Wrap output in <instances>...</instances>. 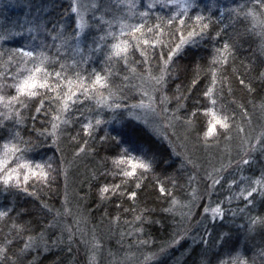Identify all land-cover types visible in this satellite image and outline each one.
<instances>
[{
    "label": "snow or ice",
    "instance_id": "snow-or-ice-1",
    "mask_svg": "<svg viewBox=\"0 0 264 264\" xmlns=\"http://www.w3.org/2000/svg\"><path fill=\"white\" fill-rule=\"evenodd\" d=\"M49 3L52 8L59 7L55 0H49ZM27 7L31 8V4ZM121 7L127 8L132 15L119 19L113 17L109 20L96 15L100 10L99 3L70 0L65 11L61 13V20L71 14L74 17L71 25L66 27L63 23L53 22L49 27L47 21L33 16L27 21L31 26L26 29V43L7 52L0 51V194L32 197L35 192L30 191V188H34L35 184L49 186L56 176L65 172V160L55 162L51 157L47 160H37L32 153L37 145L46 143L49 138L56 144L60 133L66 130L62 125L78 123L84 137L98 140L100 150L109 153L101 159L100 167L93 177L104 181L99 187L101 202L111 201L109 193L111 196H116L117 193L127 195L130 200L136 201V190L142 189L145 179L156 169L157 153L150 144L137 140L134 129L122 131L117 135L105 132L103 136H94V130H103L104 125L118 124L122 129H126L128 123L135 121L156 136L163 130V139L169 142L172 151L177 155L180 154L172 146L168 129H171V135L177 138L178 130L182 131L185 141L194 137L196 144L202 142L205 148H209L212 141L219 145L221 139L231 144L234 139L232 133L235 131L240 137L237 156L230 158L227 168L223 164L219 168L213 165L210 171L205 170L202 177L204 181H211L205 183L204 192L211 195L209 190L223 189L227 184L228 193L225 199L218 201L214 207L211 204L203 205L204 219H209V210L213 225L217 220L223 224L228 219L229 212L235 217L237 211L225 208V200L228 205H231L233 200L237 202V206L242 203L243 207H238L240 214L250 213L256 207L258 199L264 203V162H261V158H264V123L260 124L258 133L249 135L242 124H236L234 115L206 111L205 115H211L212 119L201 137L202 129L197 125L198 111H189L180 103L182 99H189L190 96L175 97L177 107L169 113L172 99L168 97L167 92L174 66L191 48L204 43L212 44L214 52L208 61V69L213 86L219 80L221 91L223 71L220 70L239 51V45L245 42V37L251 39L254 35L258 36L260 51L264 53V31L254 33L252 29L245 27L243 34L237 32L233 37L228 33L227 25L216 31L212 19L216 9L219 11L218 22H222V18L227 14L242 24L251 19L253 29L257 23L264 27V0H247L246 3L228 9L219 8L217 0H211L207 6V16L203 14L204 9L201 8L199 0H150L143 5L144 10H140L141 5L137 4L136 0H125ZM160 9L166 11L159 14ZM39 11L40 9H37V12ZM94 24L97 27L94 28ZM24 36L23 24L19 26V30L4 28L0 34V42ZM225 36L228 37L227 40H224ZM222 40V46H217ZM94 57L101 60L102 67L93 66ZM259 62L264 66V60ZM199 70H202V65L197 64V73ZM176 71H179L178 66ZM250 71L256 72L259 87L264 88V68L256 69L253 66ZM239 82L246 86L249 94L257 91V85L252 81L246 83L245 79L240 78ZM197 83L193 78L189 91L194 89ZM179 89L180 85H177V90ZM215 95L214 87H209L204 92V97L213 109L219 102L214 98ZM137 96V103H128L129 99L135 100ZM91 101H95L94 106L89 103ZM85 106L87 113L82 111ZM197 106L207 109V105L199 99L193 108ZM253 108H258L261 118H264V98L259 105L253 103ZM74 111L79 115L70 119ZM25 112L28 113L27 116ZM107 113L111 115L105 119ZM41 114L43 122L40 130H37L35 121ZM29 119L33 121L31 131L27 126ZM241 119L246 120L248 126L252 125V117L248 111L242 112ZM25 133L29 136L34 133L35 143L32 139H25ZM77 135L79 136V133ZM41 136L45 137L44 141L40 140ZM81 139L83 146L77 142L78 151L73 154L74 157L78 158L88 152L99 155L95 144L90 145L88 139ZM57 151H60L58 146ZM67 163L70 164L71 161ZM183 163L196 167L190 156ZM257 164L259 175H243L245 169L254 168ZM233 170L239 173V176L233 175L229 181L226 174ZM109 176L113 178L111 185L107 182ZM117 178L120 179L119 184L115 183ZM195 179L194 176L189 177V187ZM157 182L160 197L169 203V207L163 209L165 213L174 214L178 208H189L190 212V204L198 196L203 200L204 193L193 189L188 194L189 203L181 204L174 191H169L163 182ZM133 183L136 190L130 187ZM125 187H128L127 192H122ZM173 187H176L175 182ZM15 211L14 207L0 211V219L12 221L9 234L0 243V264H36L34 258H29L33 251L37 254L40 252L42 242L44 247H47L44 233L50 228L60 227L59 222L54 218L41 229L40 234H35L30 224L21 222L20 219L12 220L11 213ZM68 211L65 209L64 214ZM21 216V213H17L18 218ZM184 218L190 217L184 215ZM135 220L137 223L129 224L131 231L121 233V239L132 237L138 245L145 246L148 241L140 238L144 235V225L159 221H145L143 215L137 216ZM115 222L119 223V217L115 218ZM241 227L246 228L248 233H254L257 227L264 229V215L249 216L248 223ZM63 231L69 233L70 245L74 240L71 229L65 228ZM204 233L206 235H202L199 241L204 246L199 264H256V258L264 264V242L255 256L249 259L238 253L233 245L234 236L231 229L217 233L214 229L210 231L206 226ZM176 235L179 238L172 239L173 245L179 244L184 238L179 236V233ZM81 243L90 244L93 250L88 264H98L95 252L102 249V241L93 235L91 241L82 240ZM213 249L216 251L213 252ZM165 250V247L160 248L161 253ZM225 250L227 258L224 256Z\"/></svg>",
    "mask_w": 264,
    "mask_h": 264
},
{
    "label": "trees",
    "instance_id": "trees-1",
    "mask_svg": "<svg viewBox=\"0 0 264 264\" xmlns=\"http://www.w3.org/2000/svg\"><path fill=\"white\" fill-rule=\"evenodd\" d=\"M69 2L70 0H55V3L59 7L52 8L49 0H0V34H2L4 28L19 30L21 24L24 25L25 31L24 37H12L6 42H0V51L7 52L14 47L26 43L28 39L26 29L31 26L27 21L31 20L33 16H38L41 20L47 21L49 27L52 26L53 22H57L58 24L63 23L66 27L71 25L74 19L71 14L61 20V13L65 11ZM124 2L125 0H95V3L100 4V10L96 12V15L103 16L109 20L113 17L119 19L125 15L130 17L132 13L127 8L121 7ZM148 2L150 0H136V3L141 5L140 10H144L143 5H146ZM210 2L211 0H199L201 8L204 9L203 14L205 16L209 15L207 6ZM246 2L247 0H217L218 7L224 9L234 8L238 4ZM28 4H31V8L27 7ZM37 9H40V11L37 12ZM158 11L159 14H163L166 10L160 9ZM214 12L215 15H213L212 19L215 22L216 31L224 28L226 25L228 26V33L233 35V37H235L237 32L243 34L245 27L252 29L254 33L264 31V27L260 23H257L253 29L251 19L246 24H242L240 21L228 17L227 14L222 18V22H218L219 11L214 9ZM93 27L95 28L97 25L94 24ZM102 34L97 33V35ZM213 34L215 35V32ZM227 39L228 37L225 36L224 40ZM223 42L222 40L220 45L217 46H222ZM259 45L260 38L258 36L254 35L251 39L245 37V42L239 45V51L236 52L235 56L227 64L222 66L220 71H223V91H221L222 85L219 80L213 86L211 82L212 77L209 74L208 61L214 52L212 44L204 43L199 47L189 49L187 54L177 61V65L173 68V76L168 82L167 95L172 99L169 113L177 107L175 97L190 96L189 99H182L180 103L185 105L189 111H198L197 125L202 129L200 133L201 137L203 136V131L207 130V124L212 119L211 115H205L206 111H215L220 115L224 113L230 116L234 115L236 124H242L246 128L247 133L253 135L258 130L261 119V114L258 108H253V103L259 105L262 98H264V88L259 87V81L256 80V72L250 71L253 66L256 69L264 68L259 62L260 60H264V53L260 51ZM77 58L79 57L77 56ZM93 60V66L97 68L102 67V62L98 57H94ZM197 64L202 65V70H199L198 73L196 71ZM177 66L179 68L178 72L176 71ZM193 78L198 83L194 89L189 91ZM240 78L245 79L246 83L248 81L255 83L257 85V91L254 94H249L246 86L240 84ZM136 82L139 83V81ZM177 85H180L179 91L177 90ZM209 87H214L216 94L214 98H217L219 101L214 109L204 97V92ZM229 88L231 91H229ZM138 99V96L135 100L129 99L128 103H137ZM198 99L207 105V109L201 106L193 108V105ZM233 101L235 103H232ZM89 103L93 106L95 105V101ZM241 105L244 107H241ZM245 110L252 117L251 126H248L246 120L242 121L241 119L242 112ZM82 111L87 113V106ZM32 112H35L34 108ZM25 115L27 116L28 113L25 112ZM78 115L79 113L74 111V115L70 119H75ZM110 115L111 113H107L104 118L107 119ZM125 116H127V113H125ZM42 122L43 118L41 114L35 121L37 130H40ZM27 126L29 131H31L33 128V121L31 119L28 120ZM62 127L66 128V130L60 133L56 144H53L52 139L49 138L46 143L37 145L32 155L37 160L41 158L47 160L50 157L55 162L65 160V172L56 176V179L49 186H43L39 183L35 184L34 188H30V191L35 192V195L32 197L0 194V211L14 207L16 211L11 213L12 220L20 219L21 222L30 224L31 228L35 230V234H40L41 229L45 228L54 218L56 219V215L64 199L70 195L80 204L83 215L89 224L93 226H104L105 224L116 225L115 218L119 217V223L117 225L128 227L130 223H137L135 220L137 216L143 215L145 221H159L158 223H146L144 225V233L153 237L156 235L157 229L167 224L168 213H165L163 209L169 207V203L160 197L159 183L157 181L159 180L166 184L169 191L175 192L176 199L182 202L188 198V194L193 190L194 181L191 187H189V177L196 176L194 167L191 164L183 163L187 157L190 156L195 163L198 162L199 158L211 161L214 156L216 157L220 154L221 150H229L232 156L231 158H233L237 156V151L240 148V137L236 135L235 131L232 133L234 139L231 144L221 139L219 145L215 141H212L211 146L205 148L202 142L196 144L194 137L192 140L185 141L182 131L178 130L179 138L172 136L168 132L171 137L172 146L180 154L177 155L172 151L169 142L161 137V134L159 136L153 135L135 121L128 123L126 129H122L118 124L104 125L102 126L103 130H94V136H103L105 132H109L111 135H117V133L122 131L134 129L137 140L150 144L157 153L158 163L155 171L145 179L142 189L136 190L134 183L130 185L132 190L138 191L136 201L130 200L127 195L117 193L116 196H111V193H109L108 195L111 197V201L106 200L101 202L99 198V187L103 185L104 181L93 177L96 176V170L100 167L101 159L108 156L109 153L100 150L98 140L84 137L80 124L62 125ZM48 128L50 131V124ZM78 133L79 136L77 135ZM73 137H76V139H73ZM81 137L88 139L90 145L95 144L99 155H93L91 152H88L87 154H81L78 158L74 157L73 154L78 151L77 142L79 141L80 145L83 146ZM24 138L32 139L33 143H35L34 133L31 136L25 133ZM40 140L44 141L45 137L41 136ZM57 146L60 149L59 152L57 151ZM230 154L226 153V157H229ZM67 161H71V163L69 164ZM261 162H264V158H261ZM259 170V165L257 164L254 168L245 169L243 175H259ZM107 182L111 185L113 178L111 176L107 177ZM173 182L176 183L175 188L173 187ZM115 183L119 184L120 179L117 178ZM127 190L128 187H125L121 191L127 192ZM117 205L121 206L117 207ZM17 213H21L22 216L18 218ZM257 214L264 215V203H261L259 199L257 200L256 207L250 213H238L236 215L237 219L232 220V218H228L234 222H229L227 219L223 224L217 223L208 228L210 231L214 229L217 233L222 230L231 229L234 236L233 245L237 248L238 253L251 259L257 253L261 243L264 242V229L257 227L254 233H248L247 229L241 226L248 223L249 216H256ZM11 222L0 219V243L9 234ZM50 230L51 228L44 233L48 249L42 251L44 249L42 248L38 254L33 251L29 259L34 258L36 264H74L73 260H76V258L74 257L72 259L69 253L63 248H52L53 244L50 245L52 241H50L48 236ZM9 238H12V236H9ZM41 244L44 247V242ZM203 248L204 246L200 243L192 246L189 245L188 247L186 242H184L181 244V251L178 252V255H175L173 261H170V258H168L161 261L157 260L150 264H199ZM212 251L215 252L216 249ZM209 254L211 255V253ZM224 256L227 258V250H225ZM256 264H261L259 258H256Z\"/></svg>",
    "mask_w": 264,
    "mask_h": 264
},
{
    "label": "rangeland",
    "instance_id": "rangeland-1",
    "mask_svg": "<svg viewBox=\"0 0 264 264\" xmlns=\"http://www.w3.org/2000/svg\"><path fill=\"white\" fill-rule=\"evenodd\" d=\"M83 2L90 4L95 3V0H83ZM261 123H264L263 118L260 119L259 124ZM259 128L253 135L260 131ZM168 132L171 134V129H168ZM160 134L162 138L165 135L163 130L160 131ZM226 153L230 154L229 150H221L220 154L216 157L214 156L211 161L199 158L201 156L198 157L199 159L198 162H196V167L193 168L194 173H196V176H194L196 179L193 183V189H197L199 192L204 193L203 200L198 196L197 199L190 204V212L189 208H178L174 214L168 213L167 224L157 229L156 235L150 237L149 234L144 233V235L140 236L141 239L148 241L147 245H138L132 237L126 236L123 240L121 239V233L132 230L129 226H118L117 224L93 226L89 224L83 215L80 204L70 195L64 199L59 209L58 213L61 215H56V220L59 222L60 227L51 228L48 235L50 241H52L50 245L53 244L52 248H63L69 253L72 259L75 257L76 260H73L74 264H88L89 257L93 254V250L90 244H84L81 243V241H91L93 235L102 241V249L95 252L98 264H150L157 260L161 261L168 258H170V261H173L175 255H178V252L181 251V244L186 242V245L189 247V245L192 246L199 243L201 236L205 235L204 228L206 226H213L210 210L207 213L209 219H204L205 209L203 205L211 204L214 207L218 201L224 200L228 195L227 184L224 185L223 189H218L216 191L209 190L211 193V195H209L204 192V188L205 183H210L211 181H204L202 177L205 175V170L210 171L213 165L219 168L221 164H223V166L227 168L232 156L230 154L229 157H226ZM226 175L230 181L233 175L238 177L239 173L233 170ZM189 201L190 197L188 196V198L180 203L188 204ZM224 206L225 208H231L237 211L238 214V207H243V204L241 203L237 206V202L233 200L232 204L228 205L225 200ZM65 209L69 210L67 214H64ZM184 215H188L190 218L185 219ZM228 218L235 220L237 216L233 217L231 212H229ZM228 221L234 222L231 221V219H228ZM217 223H220L219 220H217L216 224ZM65 228L71 229V234L74 236V240L70 245L68 239L69 233L63 231ZM177 233L184 238L180 240L179 244L173 245L172 239L174 237L179 238L176 235ZM169 245L171 246L169 247ZM40 247L41 249L44 248L42 251L48 249L47 247H42V244ZM161 247H165V252H160ZM69 248L71 250H69ZM146 257L149 259L146 260Z\"/></svg>",
    "mask_w": 264,
    "mask_h": 264
}]
</instances>
